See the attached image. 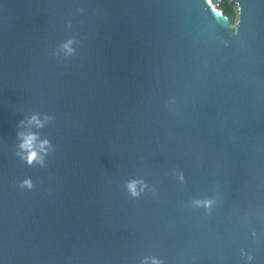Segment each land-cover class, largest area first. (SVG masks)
Segmentation results:
<instances>
[{
    "label": "water",
    "instance_id": "obj_1",
    "mask_svg": "<svg viewBox=\"0 0 264 264\" xmlns=\"http://www.w3.org/2000/svg\"><path fill=\"white\" fill-rule=\"evenodd\" d=\"M230 1L0 0V264H264V0Z\"/></svg>",
    "mask_w": 264,
    "mask_h": 264
},
{
    "label": "trees",
    "instance_id": "obj_2",
    "mask_svg": "<svg viewBox=\"0 0 264 264\" xmlns=\"http://www.w3.org/2000/svg\"><path fill=\"white\" fill-rule=\"evenodd\" d=\"M223 12L228 15L233 21L234 16L236 14V6L230 0H224L221 5Z\"/></svg>",
    "mask_w": 264,
    "mask_h": 264
},
{
    "label": "clouds",
    "instance_id": "obj_3",
    "mask_svg": "<svg viewBox=\"0 0 264 264\" xmlns=\"http://www.w3.org/2000/svg\"><path fill=\"white\" fill-rule=\"evenodd\" d=\"M238 14H239V9L237 8V19H238ZM33 120H36L37 118L36 117H33L32 118ZM37 122H39V121H37ZM35 137L34 136H29V137H27V143H25L24 145H23V147H25V148H29V147H31V142H32V140L34 139ZM35 153H33L32 154V158H35Z\"/></svg>",
    "mask_w": 264,
    "mask_h": 264
},
{
    "label": "built area",
    "instance_id": "obj_4",
    "mask_svg": "<svg viewBox=\"0 0 264 264\" xmlns=\"http://www.w3.org/2000/svg\"><path fill=\"white\" fill-rule=\"evenodd\" d=\"M211 4L220 12H222L221 5L224 2V0H210Z\"/></svg>",
    "mask_w": 264,
    "mask_h": 264
},
{
    "label": "rangeland",
    "instance_id": "obj_5",
    "mask_svg": "<svg viewBox=\"0 0 264 264\" xmlns=\"http://www.w3.org/2000/svg\"><path fill=\"white\" fill-rule=\"evenodd\" d=\"M236 6V14H235V16H234V19H233V23H236L237 22V5H235ZM238 18H239V14H238Z\"/></svg>",
    "mask_w": 264,
    "mask_h": 264
}]
</instances>
